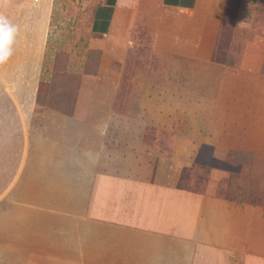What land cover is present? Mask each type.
<instances>
[{
	"label": "rangeland",
	"instance_id": "1",
	"mask_svg": "<svg viewBox=\"0 0 264 264\" xmlns=\"http://www.w3.org/2000/svg\"><path fill=\"white\" fill-rule=\"evenodd\" d=\"M151 7L94 47L82 0H0V18L17 29L0 70L33 86L37 133L68 118L83 126L80 143L95 147L107 124L102 172L151 166L150 179L264 210V0H215L203 23L174 28L191 39L182 51L156 48L162 11ZM10 103L0 90V112L12 115ZM3 140L0 264H75L83 255L62 221L44 220L39 202L14 201L20 165H3Z\"/></svg>",
	"mask_w": 264,
	"mask_h": 264
},
{
	"label": "crops",
	"instance_id": "2",
	"mask_svg": "<svg viewBox=\"0 0 264 264\" xmlns=\"http://www.w3.org/2000/svg\"><path fill=\"white\" fill-rule=\"evenodd\" d=\"M214 1L82 0L94 47L129 32L137 10L147 11L157 3L162 13L156 48L169 51H182L191 41L176 35L174 28L187 29L199 19L203 23ZM166 22L173 28L166 31ZM24 67L20 72L26 73ZM16 68L9 66L3 73ZM0 72V90L9 93L14 107L12 115L0 112V137L8 152L2 163L20 165L13 199L39 202L44 220L50 216L62 221L73 234L68 237L73 250L83 255L75 264H264V210L150 179L151 166L135 175L128 174L137 170L135 165L102 172L100 145L107 124L97 127L95 147L80 143V133L60 140L63 119L53 124L55 131L34 134L33 86L8 80Z\"/></svg>",
	"mask_w": 264,
	"mask_h": 264
},
{
	"label": "clouds",
	"instance_id": "3",
	"mask_svg": "<svg viewBox=\"0 0 264 264\" xmlns=\"http://www.w3.org/2000/svg\"><path fill=\"white\" fill-rule=\"evenodd\" d=\"M17 29L6 19L0 18V62L11 55V45L14 42Z\"/></svg>",
	"mask_w": 264,
	"mask_h": 264
},
{
	"label": "trees",
	"instance_id": "4",
	"mask_svg": "<svg viewBox=\"0 0 264 264\" xmlns=\"http://www.w3.org/2000/svg\"><path fill=\"white\" fill-rule=\"evenodd\" d=\"M34 120V119H33ZM46 123L47 122H49V120H48V117H46V114H45V118L43 119ZM38 128H37V126H35V128H34V125H33V123L31 124V132H34V133H37V130ZM53 129V127H51L50 128V130H52ZM83 129V126H81V125H79V124H76V122H72V124L69 122V120H68V118H65L64 120H63V126H61V128H60V132L58 133V138L60 139V140H66V141H68L67 139H66V137L65 136H67L69 133H74V135L75 134H79V132L81 131ZM54 130V129H53ZM49 131V130H48ZM195 192H197V191H195Z\"/></svg>",
	"mask_w": 264,
	"mask_h": 264
}]
</instances>
